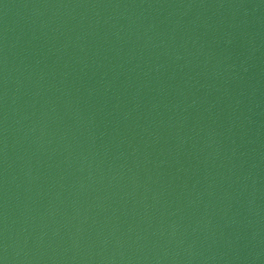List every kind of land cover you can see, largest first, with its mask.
<instances>
[{
  "label": "water",
  "instance_id": "1",
  "mask_svg": "<svg viewBox=\"0 0 264 264\" xmlns=\"http://www.w3.org/2000/svg\"><path fill=\"white\" fill-rule=\"evenodd\" d=\"M0 264H264V0H0Z\"/></svg>",
  "mask_w": 264,
  "mask_h": 264
}]
</instances>
